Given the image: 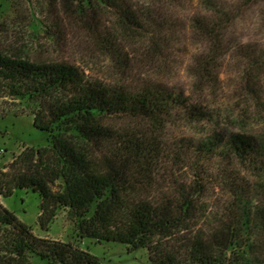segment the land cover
<instances>
[{
	"label": "trees",
	"instance_id": "trees-1",
	"mask_svg": "<svg viewBox=\"0 0 264 264\" xmlns=\"http://www.w3.org/2000/svg\"><path fill=\"white\" fill-rule=\"evenodd\" d=\"M204 1L214 15H224ZM25 5L35 36L22 44L25 50L0 46V119L27 111L50 144L25 147L0 170V198L31 189L40 196L41 226L65 208L80 237L146 249L153 264H264V152L255 138L209 129L212 115L179 88L107 85L61 55L68 25L119 59L101 18L109 11L124 36H141L145 21L127 1L17 2ZM195 21L208 40L209 58L218 41L212 18ZM160 36L153 34L149 49L157 48ZM46 52L50 58H42ZM198 69L202 78L206 67ZM179 121L205 122L209 130L196 138L166 135ZM168 161L189 163L192 178L172 179L163 189L158 171ZM206 184L221 190L225 208L207 206ZM0 264L102 263L71 243L35 235L0 200Z\"/></svg>",
	"mask_w": 264,
	"mask_h": 264
},
{
	"label": "rangeland",
	"instance_id": "rangeland-1",
	"mask_svg": "<svg viewBox=\"0 0 264 264\" xmlns=\"http://www.w3.org/2000/svg\"><path fill=\"white\" fill-rule=\"evenodd\" d=\"M19 1L24 2L0 0V46L7 51L23 50V45H28L35 36L30 11L26 5L17 6ZM125 1L142 16L145 24L141 36L127 37L115 27L109 11L103 13L101 19L106 31L115 38L114 51L118 50L119 59H113L109 50L88 32L68 25L61 55L107 85L137 89L154 83L179 88L212 115L213 125L209 129L215 127L252 136L264 152V0H211L224 13L222 16L209 11L204 0ZM209 18L218 40L212 58H208L207 38L195 26V20ZM156 32L161 35L159 44L151 50L149 41ZM30 56L35 59V51H30ZM42 58H50L49 53H44ZM208 60L211 66L207 67L204 62ZM200 66L206 67L201 70L202 78L197 75ZM206 127L205 122L186 125L179 121L167 126L166 135L196 138L209 130ZM49 144L48 132L33 124V115L25 111L15 116L10 111L0 119V170H7L25 147ZM165 163L158 171L163 189L172 179L183 182L192 178L194 169L189 163L183 161L177 166H172L170 161ZM230 171L234 176V171ZM206 186L207 206L214 210L225 208L221 190L210 184ZM0 200L35 235L71 243L99 258L102 264H153L146 249L131 250L125 244L80 237L65 208L58 209L51 221L41 226L40 196L31 189H15L9 197Z\"/></svg>",
	"mask_w": 264,
	"mask_h": 264
}]
</instances>
